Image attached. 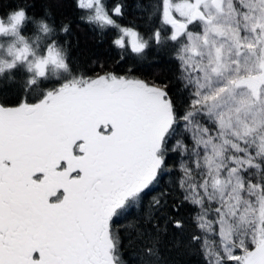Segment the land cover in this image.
Here are the masks:
<instances>
[{"label": "snow or ice", "instance_id": "6c2138e0", "mask_svg": "<svg viewBox=\"0 0 264 264\" xmlns=\"http://www.w3.org/2000/svg\"><path fill=\"white\" fill-rule=\"evenodd\" d=\"M76 4L138 58L170 46L181 86L67 78L52 22L0 16V264H175L165 253L193 248L205 264H264V0H150L147 39L114 19L122 0ZM177 169L172 207L197 208L194 226L155 191Z\"/></svg>", "mask_w": 264, "mask_h": 264}, {"label": "trees", "instance_id": "16d2710c", "mask_svg": "<svg viewBox=\"0 0 264 264\" xmlns=\"http://www.w3.org/2000/svg\"><path fill=\"white\" fill-rule=\"evenodd\" d=\"M117 2L118 0H103L108 10H111ZM122 2L126 5L125 14L114 19L121 26L134 27L147 39L153 27H159L158 21L150 17L147 11L150 0H122ZM18 8H26L29 17H42L54 24L58 42L66 48L70 75L69 73L62 75L67 78L111 72L116 75H132L150 83L167 84L173 91L181 86L177 79L180 75L179 64L173 58L174 53L170 46L163 49L152 46L146 51L143 59L138 58L130 50L114 45V40L120 35L116 28L109 27L101 31L89 24L86 19H82L87 16L88 10L78 9L76 0H0V16ZM64 25L68 26L66 33L61 31ZM33 27L31 24L25 26L22 34L35 44L39 38L34 33ZM10 42L8 38L0 39V45L4 47ZM125 42L127 43V38ZM2 58L5 56L0 52V59ZM20 74L18 71L17 76L19 77ZM38 94L39 90L34 93V95ZM5 99L14 100V97L7 95ZM179 176L178 169L171 175H165L155 191L170 192L166 211L194 226L189 218L195 215L197 208L184 203L177 212L172 207L173 204L179 203L183 195L178 188ZM165 255L175 264H205L203 255L196 248L185 253H177L173 250ZM123 258L129 262L134 261V256L128 249H124Z\"/></svg>", "mask_w": 264, "mask_h": 264}]
</instances>
